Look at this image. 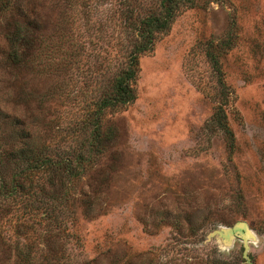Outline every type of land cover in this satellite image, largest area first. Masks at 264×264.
I'll return each instance as SVG.
<instances>
[{
  "label": "rangeland",
  "instance_id": "1",
  "mask_svg": "<svg viewBox=\"0 0 264 264\" xmlns=\"http://www.w3.org/2000/svg\"><path fill=\"white\" fill-rule=\"evenodd\" d=\"M162 2L0 0V139L72 156L127 66L136 20ZM139 65L136 101L107 111L112 142L62 205L23 220L25 203L6 201L0 264H264V0L183 7ZM217 108L233 141L211 125ZM241 222L248 242L210 238Z\"/></svg>",
  "mask_w": 264,
  "mask_h": 264
},
{
  "label": "trees",
  "instance_id": "2",
  "mask_svg": "<svg viewBox=\"0 0 264 264\" xmlns=\"http://www.w3.org/2000/svg\"><path fill=\"white\" fill-rule=\"evenodd\" d=\"M197 1L163 0L158 12L136 20L134 31L137 37L127 66L115 78L97 104V109L89 116L88 122L91 123L93 130L80 143L72 156H63L60 153H56L55 156L52 146L40 145V142H36L28 135H26L28 140L24 141L21 148L16 142L12 143L5 137L0 139V212L4 211L6 201H21L25 205L22 206V213L18 219L24 220L29 216L37 218L41 213L49 216L50 212H54L62 205L65 194L69 192L68 182L79 179L84 169L99 158L106 151L107 145L112 142L114 130L110 129L107 133L103 131L107 111L122 110L136 101L135 85L140 73L139 59L153 51L157 37L171 29L183 7L194 8ZM17 29L19 30L17 42L21 45L25 41L26 31L23 28ZM12 56L17 61L20 58L16 52H12ZM225 118L222 108H217L211 125L218 124L229 133L233 141L234 136ZM9 167H15L19 171L9 176ZM26 179L32 184H26ZM35 181L36 187H33ZM45 182L49 184L47 188L44 186ZM48 194L59 204L50 206L43 203L42 197Z\"/></svg>",
  "mask_w": 264,
  "mask_h": 264
},
{
  "label": "water",
  "instance_id": "3",
  "mask_svg": "<svg viewBox=\"0 0 264 264\" xmlns=\"http://www.w3.org/2000/svg\"><path fill=\"white\" fill-rule=\"evenodd\" d=\"M248 231L249 228L246 223H238L235 227L229 229H220L218 231L212 232L210 238H217L223 241L225 244L231 242L232 240L242 239L248 242ZM229 241V242H228ZM231 245V243H229Z\"/></svg>",
  "mask_w": 264,
  "mask_h": 264
},
{
  "label": "bare ground",
  "instance_id": "4",
  "mask_svg": "<svg viewBox=\"0 0 264 264\" xmlns=\"http://www.w3.org/2000/svg\"><path fill=\"white\" fill-rule=\"evenodd\" d=\"M248 240H251L252 238H253V235H252V233L251 232H249L248 231ZM229 242V241H228ZM231 242H233V240L231 241ZM231 242H229V243H231ZM229 243H228V245H229Z\"/></svg>",
  "mask_w": 264,
  "mask_h": 264
}]
</instances>
